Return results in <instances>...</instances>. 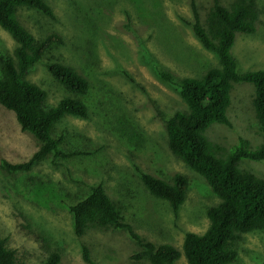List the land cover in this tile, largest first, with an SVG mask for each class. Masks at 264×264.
<instances>
[{
    "label": "rangeland",
    "instance_id": "rangeland-1",
    "mask_svg": "<svg viewBox=\"0 0 264 264\" xmlns=\"http://www.w3.org/2000/svg\"><path fill=\"white\" fill-rule=\"evenodd\" d=\"M201 23L214 0H46L53 18L27 7L17 17L36 40L56 34L63 44L52 48L29 71L26 79L42 88L45 108L64 98L79 99L88 108L86 120L64 116L52 137L62 138L60 150L80 156L35 164L27 173L8 174L1 162L28 160L40 143L23 132L12 112L0 106V237L27 264H43L54 253L59 264H150L131 258L140 248L125 231L92 227L78 237L69 205L101 184L121 208L134 232L155 245L170 244L182 251L186 233L199 235L209 227L207 210L219 203L207 182L176 158L168 147L162 117L186 111L177 88L161 80L155 66L175 80L201 77L219 67L215 54L195 37L192 2ZM229 7L235 0H217ZM256 31L236 34L232 54L240 73L264 70V0H255ZM16 42L0 27V58L14 57ZM50 63L73 68L90 86L85 96L73 95L47 70ZM254 89L237 84L231 91L229 126L213 125L206 136L225 151L240 138L255 147L261 142L254 117ZM140 136L131 143L126 135ZM141 144V145H137ZM240 167L264 179V162L243 161ZM170 182L176 175L189 181L187 199L178 217L168 202L152 197L137 171ZM264 263V232L243 236L233 264ZM176 264H187L184 256Z\"/></svg>",
    "mask_w": 264,
    "mask_h": 264
},
{
    "label": "trees",
    "instance_id": "trees-1",
    "mask_svg": "<svg viewBox=\"0 0 264 264\" xmlns=\"http://www.w3.org/2000/svg\"><path fill=\"white\" fill-rule=\"evenodd\" d=\"M255 0H235L229 7L214 0L212 8L201 23L196 3L191 4L193 21L190 26L200 44L216 55L219 67L208 69L201 77L179 80L158 66L156 75L175 86L187 106L170 117H162L171 153L209 185L219 203L207 210L209 227L202 235L186 233L179 251L173 245H155L136 234L121 212V208L107 195L101 184L89 188L88 195L69 205L74 221V233L81 237L87 229L98 227L125 231L140 248L133 261L150 264H176L184 256L187 264H233L237 261L243 236L264 232V179L240 167L243 161L264 162V70L240 73L232 48L236 34H253L256 31L258 10ZM18 7L33 9L48 18L53 11L46 0H0V27L16 42L14 57L0 58V106L12 112L21 131L31 133L40 143L38 150L21 163L1 162L8 174L29 172L48 157L56 166L58 159L67 160L83 155L82 152H62V138L51 135L53 126L64 116L86 120L88 108L79 99L64 98L57 106L47 109L46 92L26 79L29 71L52 48L63 44L56 34L42 40L35 37L20 23ZM47 70L53 79L73 95H87L88 81L73 68L50 63ZM248 84L254 89L252 107L261 142L251 147L240 138L232 149L225 151L206 136L213 125L229 126L228 111L234 85ZM126 135L131 143H141L140 136ZM141 145V144H137ZM137 171L148 193L155 199L169 203L178 217L187 199L189 181L176 174L170 182ZM60 254L49 255L43 264H59ZM83 260L93 264L87 247ZM0 264H27L15 250L8 248L7 240L0 237ZM264 264V263H263Z\"/></svg>",
    "mask_w": 264,
    "mask_h": 264
}]
</instances>
